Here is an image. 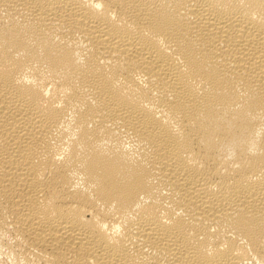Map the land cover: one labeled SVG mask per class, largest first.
<instances>
[{"label": "bare ground", "instance_id": "6f19581e", "mask_svg": "<svg viewBox=\"0 0 264 264\" xmlns=\"http://www.w3.org/2000/svg\"><path fill=\"white\" fill-rule=\"evenodd\" d=\"M0 264H264V0H0Z\"/></svg>", "mask_w": 264, "mask_h": 264}]
</instances>
